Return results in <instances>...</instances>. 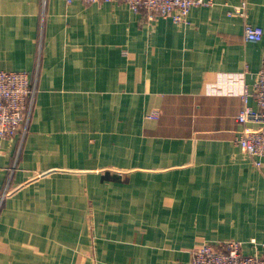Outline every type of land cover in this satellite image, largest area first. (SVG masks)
I'll return each mask as SVG.
<instances>
[{
	"label": "crops",
	"instance_id": "1",
	"mask_svg": "<svg viewBox=\"0 0 264 264\" xmlns=\"http://www.w3.org/2000/svg\"><path fill=\"white\" fill-rule=\"evenodd\" d=\"M212 1L181 24L121 1L0 0V70L36 89L27 132L0 138V264L263 252L264 164L237 116L264 63V35L244 38L264 0L246 18L228 14L243 0Z\"/></svg>",
	"mask_w": 264,
	"mask_h": 264
},
{
	"label": "built area",
	"instance_id": "2",
	"mask_svg": "<svg viewBox=\"0 0 264 264\" xmlns=\"http://www.w3.org/2000/svg\"><path fill=\"white\" fill-rule=\"evenodd\" d=\"M71 1V0H68ZM86 3H110L121 1L134 12L144 13L150 20L163 17L175 23L185 24L189 21L193 7L210 5L212 0H83ZM249 1L232 6L230 16L247 17ZM262 27L246 22L244 38L248 42L262 40ZM35 86L27 71L0 70V138L10 139L17 134L23 135L28 130L34 100ZM244 106L237 116L243 125L237 136V143L243 151L250 155L257 167L264 164V63L257 73L254 91L245 86L242 92ZM254 96L257 107L248 104ZM154 117L155 115H151ZM254 123L255 127L249 124ZM243 242L226 240L222 243H204L193 252V264H264V242L261 243L263 252L245 254Z\"/></svg>",
	"mask_w": 264,
	"mask_h": 264
},
{
	"label": "rangeland",
	"instance_id": "3",
	"mask_svg": "<svg viewBox=\"0 0 264 264\" xmlns=\"http://www.w3.org/2000/svg\"><path fill=\"white\" fill-rule=\"evenodd\" d=\"M173 21V20H172Z\"/></svg>",
	"mask_w": 264,
	"mask_h": 264
}]
</instances>
